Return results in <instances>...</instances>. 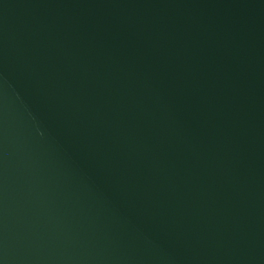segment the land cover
<instances>
[{"label": "water", "instance_id": "obj_1", "mask_svg": "<svg viewBox=\"0 0 264 264\" xmlns=\"http://www.w3.org/2000/svg\"><path fill=\"white\" fill-rule=\"evenodd\" d=\"M0 264H264V0H0Z\"/></svg>", "mask_w": 264, "mask_h": 264}]
</instances>
